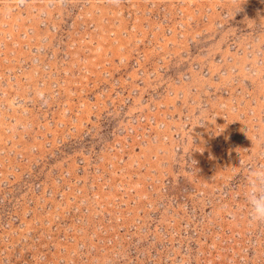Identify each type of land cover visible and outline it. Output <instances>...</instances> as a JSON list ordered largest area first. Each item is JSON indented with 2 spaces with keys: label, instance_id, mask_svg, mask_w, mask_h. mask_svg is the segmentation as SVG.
<instances>
[{
  "label": "rangeland",
  "instance_id": "rangeland-1",
  "mask_svg": "<svg viewBox=\"0 0 264 264\" xmlns=\"http://www.w3.org/2000/svg\"><path fill=\"white\" fill-rule=\"evenodd\" d=\"M264 0H0V264H264Z\"/></svg>",
  "mask_w": 264,
  "mask_h": 264
},
{
  "label": "clouds",
  "instance_id": "clouds-1",
  "mask_svg": "<svg viewBox=\"0 0 264 264\" xmlns=\"http://www.w3.org/2000/svg\"><path fill=\"white\" fill-rule=\"evenodd\" d=\"M244 197L249 209V220L264 224V164L249 167Z\"/></svg>",
  "mask_w": 264,
  "mask_h": 264
}]
</instances>
